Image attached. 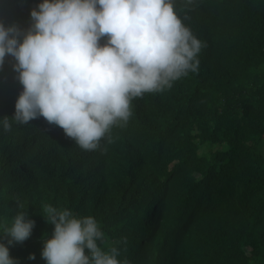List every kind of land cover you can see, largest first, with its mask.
<instances>
[{"label": "trees", "instance_id": "1", "mask_svg": "<svg viewBox=\"0 0 264 264\" xmlns=\"http://www.w3.org/2000/svg\"><path fill=\"white\" fill-rule=\"evenodd\" d=\"M42 2L0 0V20L27 30ZM173 3L202 42L198 71L134 98L111 143L84 150L43 117L0 123V232L20 205L35 221L9 246L18 264H47L43 205L93 217L122 264H264V0ZM13 63L0 69V119L23 91Z\"/></svg>", "mask_w": 264, "mask_h": 264}, {"label": "clouds", "instance_id": "2", "mask_svg": "<svg viewBox=\"0 0 264 264\" xmlns=\"http://www.w3.org/2000/svg\"><path fill=\"white\" fill-rule=\"evenodd\" d=\"M30 16L27 30L0 20V69L10 56L23 86L15 115L0 119L5 132L10 118L28 125L43 117L82 149L96 150L102 139L112 142L113 126L129 120L134 98L171 88L199 68L202 42L173 0H43ZM19 209L0 232V264H18L9 246L29 239L35 227ZM41 214L55 226L51 238L43 237L47 264H122L116 247L99 246L104 233L93 217L50 205Z\"/></svg>", "mask_w": 264, "mask_h": 264}]
</instances>
